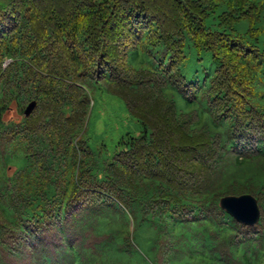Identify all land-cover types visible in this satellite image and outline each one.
Returning a JSON list of instances; mask_svg holds the SVG:
<instances>
[{
	"label": "trees",
	"instance_id": "trees-1",
	"mask_svg": "<svg viewBox=\"0 0 264 264\" xmlns=\"http://www.w3.org/2000/svg\"><path fill=\"white\" fill-rule=\"evenodd\" d=\"M187 45L212 73L187 78ZM98 89L144 127L110 158L85 136ZM246 193L254 226L220 207ZM140 247L264 264V0H0V264H129Z\"/></svg>",
	"mask_w": 264,
	"mask_h": 264
},
{
	"label": "rangeland",
	"instance_id": "rangeland-1",
	"mask_svg": "<svg viewBox=\"0 0 264 264\" xmlns=\"http://www.w3.org/2000/svg\"><path fill=\"white\" fill-rule=\"evenodd\" d=\"M187 61L183 67L184 73L189 79H193L196 71L199 76L206 75V71L212 73L214 65L208 52L197 53L192 47L186 46ZM199 58L202 60L199 61ZM156 62L146 58L143 62H137V66L153 68ZM206 68L205 71L203 69ZM169 95L174 97L180 108L185 106V99L177 89H169ZM93 105L90 109V117L87 123L85 136L90 146L97 150L104 149L106 157L110 158L116 144L123 138L138 137L144 134L141 122L131 115L124 101L116 95L105 90L98 89L93 94ZM189 108V107H188ZM22 114L16 107H12L7 113V119L18 121ZM142 249V250H141ZM129 264H154L151 261L146 248L140 247L137 254L129 261Z\"/></svg>",
	"mask_w": 264,
	"mask_h": 264
},
{
	"label": "water",
	"instance_id": "water-1",
	"mask_svg": "<svg viewBox=\"0 0 264 264\" xmlns=\"http://www.w3.org/2000/svg\"><path fill=\"white\" fill-rule=\"evenodd\" d=\"M36 100L31 101L25 108V115L29 116L35 109ZM223 210L233 216L237 221L254 226L260 221L261 209L258 199L252 194L227 195L220 200Z\"/></svg>",
	"mask_w": 264,
	"mask_h": 264
}]
</instances>
